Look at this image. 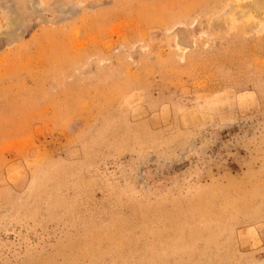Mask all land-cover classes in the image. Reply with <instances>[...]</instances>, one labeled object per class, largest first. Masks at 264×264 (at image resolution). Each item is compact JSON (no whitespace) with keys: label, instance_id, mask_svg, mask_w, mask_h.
<instances>
[{"label":"rangeland","instance_id":"obj_1","mask_svg":"<svg viewBox=\"0 0 264 264\" xmlns=\"http://www.w3.org/2000/svg\"><path fill=\"white\" fill-rule=\"evenodd\" d=\"M0 264H264V0H0Z\"/></svg>","mask_w":264,"mask_h":264}]
</instances>
